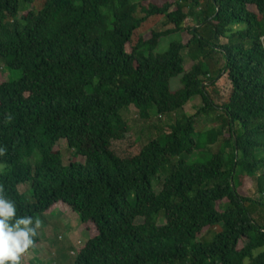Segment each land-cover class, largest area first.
<instances>
[{
  "label": "trees",
  "instance_id": "16d2710c",
  "mask_svg": "<svg viewBox=\"0 0 264 264\" xmlns=\"http://www.w3.org/2000/svg\"><path fill=\"white\" fill-rule=\"evenodd\" d=\"M161 17L166 30L140 34ZM179 34L189 38L159 52ZM186 50L200 56L188 63ZM132 106L174 122L140 148L122 116ZM212 113L221 127L200 133ZM0 148L17 216L61 205L94 226L75 264H264L253 212L264 210V0H0ZM256 185L260 201L247 193ZM41 241L37 229L21 260Z\"/></svg>",
  "mask_w": 264,
  "mask_h": 264
},
{
  "label": "rangeland",
  "instance_id": "374dc122",
  "mask_svg": "<svg viewBox=\"0 0 264 264\" xmlns=\"http://www.w3.org/2000/svg\"><path fill=\"white\" fill-rule=\"evenodd\" d=\"M139 1L140 0H136V2ZM167 1L169 0H153V2L158 5H163ZM139 16L143 15L139 14ZM165 23L166 21L163 17L153 18L143 27L140 34L143 37L150 39L152 32H161L166 30L167 27L165 26ZM196 24L197 23L193 20V18H190L187 21L188 27H193ZM185 38L187 40V38H189L188 35L183 36L182 34H179L162 39L159 52L162 53L167 51L174 41L185 40ZM222 43H226V41L222 39ZM184 54L188 63H190L189 59L192 60L193 58L200 56L199 54L189 53L187 50L184 51ZM210 59L213 61V64H216V66H220L221 68L223 67V56L212 54ZM21 76V72H17L15 74L16 78H20ZM182 81V77L174 79L172 89L177 91L180 87L182 88ZM202 106L203 103L201 98L197 97L186 107L187 114H196ZM218 115L219 114L212 113L210 115L200 117L198 122V130L200 133H206V131L212 130L213 128L215 129L221 127L222 123L221 120L218 119ZM122 116L130 122L134 135L138 137L140 148L147 146L153 139L165 133L168 127L174 122L173 118L158 115L155 109L151 111L152 119L145 121L141 119L139 111L135 108V106L122 111ZM223 140L224 137L220 139L216 146L213 147L214 152L219 150ZM60 148L63 152L66 164H69L71 161H76L72 152L69 151L68 143L66 141H61ZM200 153L202 155L200 161L207 163L210 159L209 157L211 153L209 151L204 152L203 150L198 152V154ZM198 154L196 153L193 156L184 155L183 158L187 161H194L196 160ZM78 160L80 163H84L85 161L82 157ZM0 171H4V168H0ZM20 189L22 193H28L31 190V187L30 185H24ZM155 190L157 193L161 192L162 186L159 188L157 187ZM247 193L255 200L260 201L261 196L258 193L257 185L253 186ZM28 197L30 201L33 202L32 197ZM253 212L255 218L261 224H264V210L260 207H253ZM41 222V227L39 228V233L42 239L41 244L37 247L35 252L25 256L21 260V264H75L76 254L79 249L86 241L89 240L91 235L94 236L96 234L93 225L84 228L79 217H77V214L70 211L67 207H62L61 205L56 206L52 212L44 215V217L41 218ZM213 237L214 234H208L202 237L201 240L207 242L211 239L213 240ZM260 252H264V249Z\"/></svg>",
  "mask_w": 264,
  "mask_h": 264
},
{
  "label": "clouds",
  "instance_id": "9594fccd",
  "mask_svg": "<svg viewBox=\"0 0 264 264\" xmlns=\"http://www.w3.org/2000/svg\"><path fill=\"white\" fill-rule=\"evenodd\" d=\"M5 149L0 148V155ZM41 220L17 216L15 202L4 195L0 186V264H21V256L34 245Z\"/></svg>",
  "mask_w": 264,
  "mask_h": 264
},
{
  "label": "crops",
  "instance_id": "0c3cea01",
  "mask_svg": "<svg viewBox=\"0 0 264 264\" xmlns=\"http://www.w3.org/2000/svg\"><path fill=\"white\" fill-rule=\"evenodd\" d=\"M181 88V87H180ZM196 99V98H195ZM187 109V108H186ZM186 112H187V110H186ZM188 115H191V114H188ZM78 217V216H77ZM88 241H86L84 244H86Z\"/></svg>",
  "mask_w": 264,
  "mask_h": 264
}]
</instances>
